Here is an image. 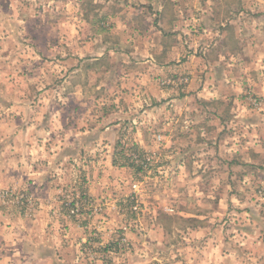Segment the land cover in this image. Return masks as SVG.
Listing matches in <instances>:
<instances>
[{
	"label": "crops",
	"instance_id": "obj_1",
	"mask_svg": "<svg viewBox=\"0 0 264 264\" xmlns=\"http://www.w3.org/2000/svg\"><path fill=\"white\" fill-rule=\"evenodd\" d=\"M93 2L94 27L87 35L94 42L90 47L83 45L74 69L82 79L81 90L95 88L96 98L103 94L106 98H143V112L128 116L129 125L134 124L137 131L132 142L137 150L153 151L159 145L165 149L166 161L178 168L196 163L193 154L204 148L223 159L224 167L253 168L250 155L257 151L264 157L260 145L249 148L242 142L241 130L239 140L234 131L232 140L216 141L229 127L223 124L228 114L218 108L241 102L239 91L256 88V79L264 87V0ZM3 19L0 16V24ZM168 77H186L187 81L168 86L162 83ZM235 113L232 118L240 120L241 111ZM112 115L107 112L96 120L99 123L88 127L75 124L69 113L48 112L42 114L51 124L47 127L37 112L15 111L9 116L0 112V186L26 188L38 205L30 214L0 205V264H82L76 245L84 233L77 219L66 215L64 201L69 199L61 192L71 187L62 185L65 179L73 184L66 175L70 168H116L112 153H98L104 148L115 150L129 127L120 116L108 120ZM136 119L144 120L143 128ZM165 179L168 182L167 174ZM79 182L93 195L95 182L102 183L88 176ZM76 193L70 191V198ZM175 198L172 212L164 214L180 218L188 213L179 204L181 197L176 194ZM249 215V222L228 236L221 228L223 237L218 226L210 223L165 225L154 223L153 216L143 244H153L155 229L162 253L173 257L169 264H264V207L250 210ZM184 231L194 236L185 240ZM170 233L175 239L167 245L164 236ZM198 235L206 237L194 240ZM197 245L201 247L196 251ZM185 246L192 249L186 262ZM144 251L139 253L134 244L130 264H147L154 258Z\"/></svg>",
	"mask_w": 264,
	"mask_h": 264
},
{
	"label": "rangeland",
	"instance_id": "obj_2",
	"mask_svg": "<svg viewBox=\"0 0 264 264\" xmlns=\"http://www.w3.org/2000/svg\"><path fill=\"white\" fill-rule=\"evenodd\" d=\"M95 6L93 0H0V16L4 18V23L0 24L1 113L9 116L15 111L26 115L37 112L42 119V114L63 111L69 113L75 124L92 127L99 123L100 120L96 121L99 116L107 112H113V118L108 120L120 116V121L127 125L128 116L143 112V98H106L105 94L96 98L95 88L81 90L82 79L74 68L83 45L90 47L94 42L87 34L94 27ZM255 82L256 88L243 87L239 91L241 96L237 98H242L241 102L224 103L218 108L228 114L223 124L229 127L225 136H216L217 143L220 139L232 140L234 131L237 132L235 139L239 140L238 132L241 130L240 138L246 146L259 149L260 145L264 149V96L258 93L259 90L264 94V87L261 79ZM236 111H241L240 120L231 116L236 115ZM78 115L87 118V121ZM136 120L142 127L144 120ZM45 123L47 127L51 126ZM106 123L104 119V125ZM133 126L129 125L123 131L125 134L115 150L104 148L98 151L102 156L112 153L116 168L88 165L79 171L70 168L66 174L69 179L72 178L73 184L65 179L67 183L62 187L71 188L61 193L69 199L64 201L66 215L75 217L84 233L76 245L77 258L82 264H130L134 244L138 252L146 250L154 257H150L147 264H169L167 262L173 257L162 253L163 249L157 243L159 232L154 229L155 232L151 233L152 245L143 244L150 225L177 222L183 226H196L210 223L218 226L219 233L221 228L225 229L228 236L232 229L237 231L249 222L250 210L264 207V157H260L259 152L250 155L253 168L224 167L223 159L215 154L213 156L212 152L208 154L205 148L198 149L192 158L196 163L178 168L166 161L169 159L165 158V149L159 145L153 151L137 150L132 145L134 138L138 137ZM139 132L142 133L141 130ZM216 150L218 154L219 147ZM139 166H142L141 169H138ZM86 176L102 182H95L97 186L92 189L95 190L94 195L80 186L79 179ZM3 189L32 194L19 186H0V190ZM70 191L77 192L73 198H70ZM176 194L181 197L180 206L188 213L180 218L173 213L164 214L172 212L169 209H173L177 202ZM34 198L31 204H21L14 198L0 197V205L30 214L38 206ZM164 198L170 202L169 205ZM75 204L78 211L71 213ZM134 205L136 209H133ZM153 216L156 218L154 223ZM182 236L187 240L194 235L184 231ZM164 237L167 245L175 239L171 233ZM205 237L198 235L194 240ZM201 245L193 249L197 251ZM182 249L183 261L186 262L192 249L189 246Z\"/></svg>",
	"mask_w": 264,
	"mask_h": 264
},
{
	"label": "built area",
	"instance_id": "obj_3",
	"mask_svg": "<svg viewBox=\"0 0 264 264\" xmlns=\"http://www.w3.org/2000/svg\"><path fill=\"white\" fill-rule=\"evenodd\" d=\"M187 81L186 77H178V78H166L162 80V83L165 85L179 86ZM0 197L3 199H16L21 204H31L35 200L32 194L27 192H16L12 189H3L0 190ZM133 209H136V205L133 206ZM78 211L77 204L73 205L70 212L76 213Z\"/></svg>",
	"mask_w": 264,
	"mask_h": 264
},
{
	"label": "trees",
	"instance_id": "obj_4",
	"mask_svg": "<svg viewBox=\"0 0 264 264\" xmlns=\"http://www.w3.org/2000/svg\"><path fill=\"white\" fill-rule=\"evenodd\" d=\"M121 152H122V151H121ZM123 165H124V164H123ZM141 167H142V166H139V168H138V169H141Z\"/></svg>",
	"mask_w": 264,
	"mask_h": 264
}]
</instances>
